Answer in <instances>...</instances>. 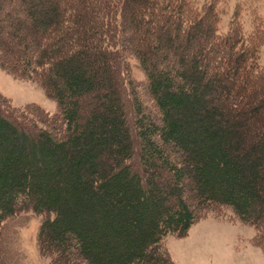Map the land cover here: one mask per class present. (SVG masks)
<instances>
[{
  "label": "trees",
  "instance_id": "1",
  "mask_svg": "<svg viewBox=\"0 0 264 264\" xmlns=\"http://www.w3.org/2000/svg\"><path fill=\"white\" fill-rule=\"evenodd\" d=\"M220 2L0 0V32H34H7L0 67L57 105L0 97V264L24 213L50 264H176L166 239L208 216L264 252V18L224 29Z\"/></svg>",
  "mask_w": 264,
  "mask_h": 264
},
{
  "label": "rangeland",
  "instance_id": "2",
  "mask_svg": "<svg viewBox=\"0 0 264 264\" xmlns=\"http://www.w3.org/2000/svg\"><path fill=\"white\" fill-rule=\"evenodd\" d=\"M54 0H34L48 8ZM219 9L222 12V25H226L236 9L240 7L241 21L246 29L252 26L253 14L264 18V0H220ZM9 33L20 32L22 41L29 43L31 36L30 22L12 18ZM27 30V31H26ZM41 25L35 24L34 31L39 32ZM0 32V46L8 45L9 38ZM29 34V33H28ZM34 37V36H33ZM15 46V45H14ZM0 49V61L10 63L16 58V53H3ZM5 57V58H4ZM264 64V51L262 54ZM138 80L143 75L134 70ZM0 97L11 107L23 108L34 104L49 113L56 110V102L49 99L43 88L35 82L17 79L0 67ZM41 218L33 213H24L3 223L1 246L4 249L8 264H50L38 250V233ZM255 229L242 223L228 222L226 219H216L208 216L194 225L184 238L169 236L166 239L168 251L176 264H264V252L251 244Z\"/></svg>",
  "mask_w": 264,
  "mask_h": 264
}]
</instances>
